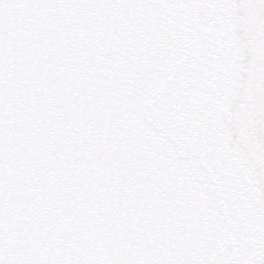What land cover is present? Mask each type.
Returning <instances> with one entry per match:
<instances>
[{
    "label": "snow or ice",
    "instance_id": "1",
    "mask_svg": "<svg viewBox=\"0 0 264 264\" xmlns=\"http://www.w3.org/2000/svg\"><path fill=\"white\" fill-rule=\"evenodd\" d=\"M0 264H264V0H0Z\"/></svg>",
    "mask_w": 264,
    "mask_h": 264
}]
</instances>
